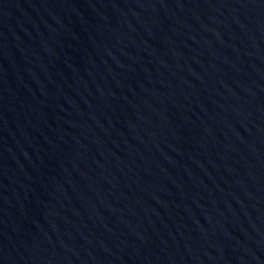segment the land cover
Here are the masks:
<instances>
[{
  "label": "water",
  "instance_id": "obj_1",
  "mask_svg": "<svg viewBox=\"0 0 264 264\" xmlns=\"http://www.w3.org/2000/svg\"><path fill=\"white\" fill-rule=\"evenodd\" d=\"M0 264H264V0H0Z\"/></svg>",
  "mask_w": 264,
  "mask_h": 264
}]
</instances>
